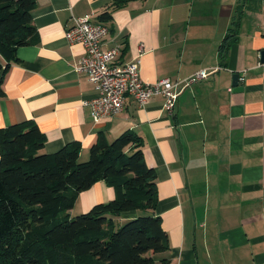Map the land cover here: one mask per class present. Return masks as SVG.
Here are the masks:
<instances>
[{"label": "crops", "instance_id": "0c3cea01", "mask_svg": "<svg viewBox=\"0 0 264 264\" xmlns=\"http://www.w3.org/2000/svg\"><path fill=\"white\" fill-rule=\"evenodd\" d=\"M113 3L36 0L39 40L19 47V59L0 72V127L33 120L45 152L78 141L81 160L99 134L112 141L134 130L156 171L157 213L169 235L167 251L148 253L151 264H264V0H131L102 21ZM84 15L110 26L106 45L123 43L122 61L140 55L146 82L212 73L185 88L172 114L162 95L144 106L129 97L121 112L95 121L83 100L98 89L78 70L85 47L65 32ZM234 72L243 91L233 89ZM115 195L100 180L69 212Z\"/></svg>", "mask_w": 264, "mask_h": 264}, {"label": "trees", "instance_id": "16d2710c", "mask_svg": "<svg viewBox=\"0 0 264 264\" xmlns=\"http://www.w3.org/2000/svg\"><path fill=\"white\" fill-rule=\"evenodd\" d=\"M129 1L114 0L101 20ZM35 7L36 0H0V72L19 59V47L39 40ZM46 140L33 120L0 127V264H151L148 253L169 249L157 213V174L137 132L112 141L99 134L85 160L80 142L48 153ZM100 180L115 197L73 217L79 194ZM129 212L137 214L120 222Z\"/></svg>", "mask_w": 264, "mask_h": 264}, {"label": "built area", "instance_id": "2783aa9c", "mask_svg": "<svg viewBox=\"0 0 264 264\" xmlns=\"http://www.w3.org/2000/svg\"><path fill=\"white\" fill-rule=\"evenodd\" d=\"M65 32L70 42H81L85 47L78 70L85 72L98 89L96 96L83 100V105L90 106L95 121L121 112L129 97L144 106L154 96L162 95L165 98V108L172 114L185 88L212 73L202 69L182 81L165 77L149 83L140 74V55L125 62L120 59L123 43L106 45L110 33L107 23L94 21L90 15L74 16Z\"/></svg>", "mask_w": 264, "mask_h": 264}, {"label": "water", "instance_id": "95a60500", "mask_svg": "<svg viewBox=\"0 0 264 264\" xmlns=\"http://www.w3.org/2000/svg\"><path fill=\"white\" fill-rule=\"evenodd\" d=\"M261 61L264 62V49L261 51ZM232 85L233 89L236 91H243L244 85L240 84V74L238 72H234L232 76Z\"/></svg>", "mask_w": 264, "mask_h": 264}, {"label": "rangeland", "instance_id": "374dc122", "mask_svg": "<svg viewBox=\"0 0 264 264\" xmlns=\"http://www.w3.org/2000/svg\"><path fill=\"white\" fill-rule=\"evenodd\" d=\"M84 159H85V158H84ZM79 205H80V203H78V205H76V206H78V207H75V208H74V214H73L74 216L79 215L80 213H84V212H85V211L83 212V211L80 210L81 208H79ZM90 209H91V208H90ZM90 209H89V210H90ZM74 216H73V217H74Z\"/></svg>", "mask_w": 264, "mask_h": 264}]
</instances>
